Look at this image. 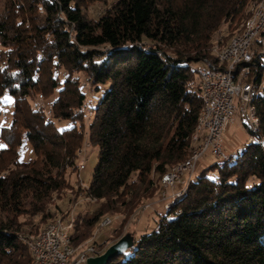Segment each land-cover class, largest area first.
Returning <instances> with one entry per match:
<instances>
[{
    "label": "trees",
    "instance_id": "obj_1",
    "mask_svg": "<svg viewBox=\"0 0 264 264\" xmlns=\"http://www.w3.org/2000/svg\"><path fill=\"white\" fill-rule=\"evenodd\" d=\"M101 1L4 2L0 109L5 97L12 108L0 122V173H6L0 176V264H32L11 217L41 215L46 221L33 234L59 217L45 213L46 204L69 187L65 172L77 169L86 134L97 147L86 196L98 207L89 218L75 219L73 247L106 215L127 212L149 195L152 172L161 185L163 175L199 148L191 141L201 89L191 68L215 65L213 46L223 48L242 33L261 0H117L89 19L84 10ZM222 26L230 36L213 43ZM247 74L257 128L244 127L253 141L216 165L214 179L206 172L191 178L159 230L133 240L127 257L107 264H264L262 56L248 64ZM82 84L101 92L86 134ZM39 95L50 101L48 112L46 105L31 106ZM26 144L34 158L25 162Z\"/></svg>",
    "mask_w": 264,
    "mask_h": 264
},
{
    "label": "rangeland",
    "instance_id": "obj_2",
    "mask_svg": "<svg viewBox=\"0 0 264 264\" xmlns=\"http://www.w3.org/2000/svg\"><path fill=\"white\" fill-rule=\"evenodd\" d=\"M116 1L117 0H102L101 2L91 3L84 10V13L89 19L95 20L100 15L109 10L115 4ZM4 2L5 0H0V13L3 14L6 13ZM240 26L241 24H239L238 29H240ZM229 36L230 35L227 31V27L222 26L219 31L214 35L213 43H215L216 41L219 42V40L220 42H224L225 37L227 38ZM148 45H150V43L146 42L145 46ZM219 49L222 48H220L218 45H215L212 48V52L215 53L216 50ZM167 53L169 55H172L170 50H167ZM240 71L241 72L239 77L241 78L245 74V69H241ZM80 79L83 83L84 78L82 75L80 76ZM261 87H264V76ZM81 89L86 96V109L84 110L85 116L82 124V126L84 127V133L86 134L88 129V123L92 115V107L96 106L101 96V92H93L92 88L84 84L81 85ZM258 93L260 94L261 91H258ZM49 102L50 101L42 99V96L39 95L37 97L32 98L31 106L37 108L39 105H46V112H48ZM5 104L7 105L6 109L4 108L5 106H2L1 109H3V111L7 110L8 113H10L12 108V99L9 97H5ZM234 104L237 109L245 108L243 105L237 107L236 101L234 102ZM248 120L249 117L247 112L246 114H240L239 112H236L234 115L233 122L230 124L228 130L222 136L221 152L223 157L216 158L211 154L210 150L206 151L205 154L201 158H199L198 162L196 163L193 175H191L190 177L194 179L200 177L203 172H206L205 176L207 178L214 179L217 176L218 172L216 165L221 164L224 158H226L227 156L235 157L243 149L247 142L249 143L248 138L250 136L247 129L244 127V125H248ZM79 125L81 124H78L77 126ZM58 126H61V124H58ZM193 144L199 145L198 143ZM197 150H199V148L195 151ZM82 153L83 158L85 160L84 170L81 173H78L76 169H66L65 177L68 180L69 187L63 188L62 190L55 192L51 195L50 199L48 200V203L46 204L45 213H50L52 214V216L55 215L65 218L69 215H72L74 219L78 217L89 218L90 216H92L93 212L98 207V203L94 200L87 198L85 193L87 186L89 185L94 166L97 161V147L88 144L87 134L84 136V143L81 154H77V169L81 168ZM33 158L34 157L32 155V149L30 145H24L21 148L20 159L26 162L29 159ZM8 168H10V170L14 169L11 168V166H9ZM169 171L171 172L172 169H170ZM169 171L168 173H170ZM5 175L6 173L4 172L0 173V176ZM165 175L161 177V185H159L157 184L158 175L152 172L150 174V180H152V182L154 183V187L149 191V195H146L143 198L139 199L135 207L127 212L125 211L121 212L120 214L117 213L106 215L104 218H110L112 224L109 227L105 228H98L97 224L91 232L90 237L80 244L82 247L81 249H85L90 245H94L99 249V251L104 252L110 245L116 243L123 236L130 235L133 240H136L140 236L149 234L153 230L158 231L159 229H157L156 227L159 226L160 228L159 221H161L166 216V212L168 211L166 210L165 205L171 202L170 197H168V200H164L161 197V193L164 191L163 189H161L164 188L162 179ZM187 185L188 184H186V187H184V185H174L170 188L176 189H174V191L172 190L173 192H171L170 189L166 190V193L170 196L172 193L176 191L178 192L179 188H187ZM170 218L168 217L166 220ZM11 219L17 224V227H19L17 234L22 237L27 236L29 234H33V232H35L41 226V224L45 223L46 221L44 219H41V215L29 216L24 214L18 217H11ZM128 255L129 251H126L125 257H127Z\"/></svg>",
    "mask_w": 264,
    "mask_h": 264
},
{
    "label": "built area",
    "instance_id": "obj_3",
    "mask_svg": "<svg viewBox=\"0 0 264 264\" xmlns=\"http://www.w3.org/2000/svg\"><path fill=\"white\" fill-rule=\"evenodd\" d=\"M262 24H264V9L256 22L254 32ZM254 32H249L248 38L243 41V47H236L233 44L232 47L227 48L226 52L213 54L217 59L215 65H210L206 61L203 63L209 69V77H201V84L205 86V98L210 99L212 103L208 138L206 141H197L199 144L197 159L194 162H190L187 167L179 169L174 176H170L168 183L163 185L164 188H161L164 190L161 193V197L164 200H168V197L171 198V202L165 205L166 210H169L176 199L184 194L186 188H179L178 192L176 191L170 196L166 193V190L176 189L170 188L174 185H184L186 187L189 177L193 175L196 163L206 151L210 150L211 154L216 158L223 157L221 152L222 136L233 122L236 112L246 114V102L252 92L255 91V88L254 86L245 87L244 76L241 78H230V71L245 69L246 73L248 60L259 62L260 50L252 42ZM229 53H237L236 64L231 67H219V59H228ZM235 101L237 102V107L243 105L245 108L237 109L234 104ZM5 121L6 114L3 109H0V122ZM248 121V124H252V121ZM248 141H253V139L249 137ZM83 153L81 168L76 169L78 173L84 170L85 160ZM74 221L75 219L72 215L66 216V218L56 217L48 221L37 234H29L23 237L18 235L20 241L27 247L32 258V264H87L88 258L97 257L103 253L94 245H90L85 249H81V245L77 247L71 245ZM111 224V219L106 217L98 223V228L109 227ZM156 228L159 229V226Z\"/></svg>",
    "mask_w": 264,
    "mask_h": 264
},
{
    "label": "bare ground",
    "instance_id": "obj_4",
    "mask_svg": "<svg viewBox=\"0 0 264 264\" xmlns=\"http://www.w3.org/2000/svg\"><path fill=\"white\" fill-rule=\"evenodd\" d=\"M264 9V0H261L256 5H253L251 7L252 15L251 18L248 21V24L245 28H243V32L234 36L229 43L222 49L216 50V54H220V52H226L227 48L232 47L233 44H235L236 47H243V41L245 38H248L249 32H254L256 29V22L259 19L260 13ZM252 42H254L257 45L258 50H260V56L264 58V24L260 26L259 29H257L256 32L252 35ZM217 48V47H216ZM213 53V54H215ZM253 60H248V64H250ZM237 62V53H229L228 59H219V65L220 67H231L234 66ZM241 69L237 70L234 69L233 71H230V78H240V71ZM191 72L194 73L196 76H198L200 80V89H201V101H202V107L200 109V114L198 118V124L196 131L194 132V135L192 136V142L194 141L197 143V141H206L208 138V127L211 123V110H212V103L210 99L205 98V86L201 84V77H209V69L203 65L196 68H191ZM248 80V74H244V82L245 87H252L251 83L247 81ZM253 98V92L248 97V101L246 102V112L248 114L249 120L252 121V124H248L249 129L252 132H255V128H257V121L255 119L254 113L255 109L252 104ZM198 151H195L192 153V155L184 161L182 164H179L172 168V171L168 174H166L163 179L162 183L167 184L169 177L174 176L179 169L187 167L190 162H194L197 159ZM81 152L78 153L80 155ZM222 158V157H221ZM229 157L224 158L223 161H227ZM80 169V168H78ZM191 177H189L190 180Z\"/></svg>",
    "mask_w": 264,
    "mask_h": 264
},
{
    "label": "water",
    "instance_id": "obj_5",
    "mask_svg": "<svg viewBox=\"0 0 264 264\" xmlns=\"http://www.w3.org/2000/svg\"><path fill=\"white\" fill-rule=\"evenodd\" d=\"M133 248V239L130 235L121 237L116 243L110 245L100 256L88 258L87 264H107L114 258L121 256L126 251Z\"/></svg>",
    "mask_w": 264,
    "mask_h": 264
},
{
    "label": "crops",
    "instance_id": "obj_6",
    "mask_svg": "<svg viewBox=\"0 0 264 264\" xmlns=\"http://www.w3.org/2000/svg\"><path fill=\"white\" fill-rule=\"evenodd\" d=\"M227 157H229V156H227ZM168 190H169V189H168ZM170 191H171V192H173L174 190H173V191H172V190H170Z\"/></svg>",
    "mask_w": 264,
    "mask_h": 264
}]
</instances>
